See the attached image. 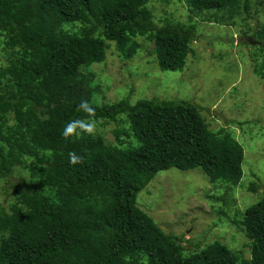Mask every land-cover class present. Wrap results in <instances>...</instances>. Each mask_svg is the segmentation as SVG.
I'll return each mask as SVG.
<instances>
[{
    "label": "trees",
    "instance_id": "16d2710c",
    "mask_svg": "<svg viewBox=\"0 0 264 264\" xmlns=\"http://www.w3.org/2000/svg\"><path fill=\"white\" fill-rule=\"evenodd\" d=\"M183 2L186 22L157 23L149 0H0V179L13 190L0 203V264H264V182L252 180L251 202L231 207L243 165L259 159L244 155L234 131L212 129L188 100L96 98L102 81L90 66L112 45L124 58L144 51L160 70L182 71L199 20L226 25L251 15V0ZM241 32L252 41H239L258 50L253 69L264 80V21ZM81 100L97 124L122 123L113 139L99 131L63 137L68 122L89 119L77 110ZM72 151L82 164L69 163ZM171 167L198 168L225 185L210 209L218 223L239 226L248 257L217 240L183 243L138 204Z\"/></svg>",
    "mask_w": 264,
    "mask_h": 264
},
{
    "label": "rangeland",
    "instance_id": "374dc122",
    "mask_svg": "<svg viewBox=\"0 0 264 264\" xmlns=\"http://www.w3.org/2000/svg\"><path fill=\"white\" fill-rule=\"evenodd\" d=\"M149 6L157 23L164 17L183 22L188 19L183 0H149ZM250 10L249 17L246 13L237 16L233 24L199 20L197 37L191 44L193 51L182 71L160 70L154 56L144 51L124 58L113 45L105 60L91 65L89 70L102 81L96 98L104 103L120 99L134 103L143 98L188 100L197 105L212 129L225 127L234 131L233 135L244 146V155L259 157L260 162L252 160L243 165V177L234 187L231 204L233 209L238 206L240 210L248 199L251 202L253 193L247 190L250 182L258 177L264 182V80L253 69L254 60L258 59L256 46L239 41L240 37L247 41L249 38L241 36L242 29L264 21V0H251ZM4 54L0 46V63ZM121 124L98 123L96 131L113 139V129ZM242 128H246L245 133ZM260 146L263 153L254 155V148ZM254 171L260 176H250ZM225 188L224 184L211 182L198 168L181 171L171 167L159 171L148 188L139 192L137 201L163 230L182 233L183 243L217 240L231 249L242 250L248 257V239L239 226L218 223L217 213L210 209V205L221 202L219 196ZM12 193L5 178L0 179V203L7 205Z\"/></svg>",
    "mask_w": 264,
    "mask_h": 264
},
{
    "label": "clouds",
    "instance_id": "9594fccd",
    "mask_svg": "<svg viewBox=\"0 0 264 264\" xmlns=\"http://www.w3.org/2000/svg\"><path fill=\"white\" fill-rule=\"evenodd\" d=\"M77 110L86 113L89 119H74L68 122L62 131V135L65 139L71 136H76L80 133L92 135L96 131L97 121L94 118L95 109L90 106L89 102L87 100H81L77 104ZM68 156H69V163L71 165L82 164L84 162L83 155L78 154L75 151L69 152Z\"/></svg>",
    "mask_w": 264,
    "mask_h": 264
},
{
    "label": "water",
    "instance_id": "95a60500",
    "mask_svg": "<svg viewBox=\"0 0 264 264\" xmlns=\"http://www.w3.org/2000/svg\"><path fill=\"white\" fill-rule=\"evenodd\" d=\"M248 41L251 42L252 39L251 38H248ZM153 46H154V43L151 45V48H153Z\"/></svg>",
    "mask_w": 264,
    "mask_h": 264
}]
</instances>
